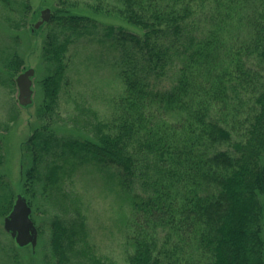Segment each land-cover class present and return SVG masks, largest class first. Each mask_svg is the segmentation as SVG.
<instances>
[{
	"label": "trees",
	"instance_id": "trees-1",
	"mask_svg": "<svg viewBox=\"0 0 264 264\" xmlns=\"http://www.w3.org/2000/svg\"><path fill=\"white\" fill-rule=\"evenodd\" d=\"M118 1L57 0L40 26L48 71L40 125L24 142L21 184L35 211L42 198L60 208L49 219L51 264H114L84 246L86 218L66 189L67 177L88 163L116 167L126 188L141 189L132 194L128 264H264V0ZM0 5L10 28L28 26V0ZM83 7L126 25L102 23ZM81 37L118 48L123 91L108 120L86 109L94 119L80 127L91 134L58 135L67 52ZM20 41L8 35L0 42V85L12 90L24 65ZM176 63L171 85L158 86ZM17 117L14 107L0 130ZM5 160L0 137V166ZM16 196L0 174L1 217ZM14 244L10 264H21Z\"/></svg>",
	"mask_w": 264,
	"mask_h": 264
},
{
	"label": "rangeland",
	"instance_id": "rangeland-1",
	"mask_svg": "<svg viewBox=\"0 0 264 264\" xmlns=\"http://www.w3.org/2000/svg\"><path fill=\"white\" fill-rule=\"evenodd\" d=\"M28 1L31 4V10L27 16L28 26L23 29L10 28L3 20L0 7V42L4 43L3 39L8 35H19L21 44L18 48L24 58L22 70L28 67L35 68L33 103L30 105L24 106L19 103L17 85L13 90L0 85V120L7 118L8 112L14 107L18 110V117L11 123L9 131L0 130L6 155L5 163L0 166V174H7L16 193H23L21 172L24 168L22 167L24 142L40 125L38 107L44 97L41 79L48 71L41 56L45 28L42 26L39 30L32 29V24L34 25L39 18L43 8L50 7L53 11L57 4V0ZM77 1L83 3L97 0ZM108 1L119 3L118 0ZM81 10L93 14L90 8L83 7ZM95 16L102 23L125 24L114 16ZM127 26L130 29H136L132 25ZM119 55L118 48L96 38L81 37L69 44L68 89L60 93L59 108L53 122V128L58 135L87 136L91 134L85 131L87 129L80 127L82 120L94 119L91 113L88 115L85 113L86 109L89 112L96 111L100 119L111 118L114 111L113 99L123 91V82L118 73ZM178 67V63L173 65L167 76L157 80L156 84L160 87H169L175 79ZM82 114L83 117H81ZM65 185L72 196H78L80 211L86 218L88 235L87 244L84 246L89 245L94 254L105 257L111 263L128 264L125 236L128 230L132 194L134 191L141 192L139 186L126 188L117 174L116 167L99 169L90 163L83 164L72 173V176H68ZM51 203L42 198L37 211L34 207L32 208L33 219L39 229L40 225L43 227L45 233L41 234L39 230L38 242L34 248L31 245L17 248L21 264H51L52 262L49 219L56 211H60V208L57 209V205ZM12 246H15L14 238L5 230L4 217L0 216V264H10ZM81 258L83 257L80 256Z\"/></svg>",
	"mask_w": 264,
	"mask_h": 264
},
{
	"label": "water",
	"instance_id": "water-1",
	"mask_svg": "<svg viewBox=\"0 0 264 264\" xmlns=\"http://www.w3.org/2000/svg\"><path fill=\"white\" fill-rule=\"evenodd\" d=\"M51 16V8H43L40 13V18L35 22L34 27L39 28L43 23L48 22ZM34 75L35 68L28 67L16 76L19 92L18 101L21 105L26 106L33 102ZM31 214L32 207L27 197L22 193H18L12 210L4 217V228L11 233L17 245L20 247L31 244L34 248L37 245L39 230Z\"/></svg>",
	"mask_w": 264,
	"mask_h": 264
}]
</instances>
